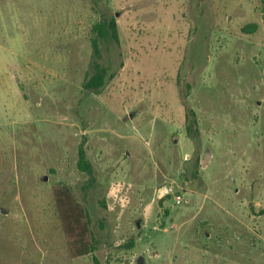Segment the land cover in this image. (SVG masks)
<instances>
[{"label":"rangeland","instance_id":"1","mask_svg":"<svg viewBox=\"0 0 264 264\" xmlns=\"http://www.w3.org/2000/svg\"><path fill=\"white\" fill-rule=\"evenodd\" d=\"M111 18L95 90L91 29ZM63 189L92 254L72 252ZM93 257L264 264L260 0H0V264Z\"/></svg>","mask_w":264,"mask_h":264},{"label":"trees","instance_id":"2","mask_svg":"<svg viewBox=\"0 0 264 264\" xmlns=\"http://www.w3.org/2000/svg\"><path fill=\"white\" fill-rule=\"evenodd\" d=\"M262 8L264 9V0H260ZM253 30L255 25H251ZM93 35L90 37V44L93 50L92 68L93 74L87 78L86 86L98 90L105 83L106 68L101 64V43L102 41L112 40L116 43L119 42L117 23L114 18L102 19L92 27ZM251 30L250 32H252ZM247 31V30H246ZM193 114V112H190ZM186 130L190 133L193 130L195 122L189 124V114L186 115ZM77 167L79 171L91 174V167L86 160L85 150L80 146L78 151ZM56 202L59 215L62 221L63 230L67 233H75L76 241L74 247L75 256H82L92 254L95 251V245L91 230L89 229V218L81 208L73 204V199L67 189L60 190L56 195ZM86 217V221L83 222ZM89 237V241L85 237ZM95 264H98L96 257H93Z\"/></svg>","mask_w":264,"mask_h":264},{"label":"built area","instance_id":"3","mask_svg":"<svg viewBox=\"0 0 264 264\" xmlns=\"http://www.w3.org/2000/svg\"><path fill=\"white\" fill-rule=\"evenodd\" d=\"M165 195L171 196L174 204H176V205H180L183 202L182 195L180 193L173 192L171 187H169L168 189H166Z\"/></svg>","mask_w":264,"mask_h":264},{"label":"water","instance_id":"4","mask_svg":"<svg viewBox=\"0 0 264 264\" xmlns=\"http://www.w3.org/2000/svg\"><path fill=\"white\" fill-rule=\"evenodd\" d=\"M143 259L142 258H139L138 260H137V264H143V261H142Z\"/></svg>","mask_w":264,"mask_h":264}]
</instances>
